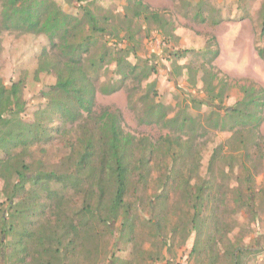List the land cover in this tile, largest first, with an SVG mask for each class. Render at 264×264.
Wrapping results in <instances>:
<instances>
[{"label":"trees","instance_id":"trees-1","mask_svg":"<svg viewBox=\"0 0 264 264\" xmlns=\"http://www.w3.org/2000/svg\"><path fill=\"white\" fill-rule=\"evenodd\" d=\"M0 1L1 20L17 17L15 26L19 28L16 29L47 32L50 47L39 54L36 71L52 73L56 77L55 83L42 92L47 102L36 110L34 121L23 118L26 108L24 77L12 82L11 86L0 80V151L9 154L17 147L28 150L38 144L47 145L57 136L64 139L67 147V154L59 160V167L28 162L21 155L24 159L21 166L4 170L2 193L5 200L0 204V264H100L109 246V239L104 234L115 233L117 218L107 219L100 214L107 197L114 201V208L125 206L120 216L118 240L126 239L133 244L131 259L112 254L111 264H139L141 257L152 259L140 235V227L144 223L133 213L134 201L141 204L146 201L151 209L166 210L148 218V224L155 229V236L166 237L168 232L177 230V226L172 225L173 212L167 209L169 189L172 188L181 192L193 210L190 223L197 237L205 235L211 240L223 231L217 203L223 201L225 194L223 196L214 180L218 176L217 162L223 157L224 145L219 144L210 156L208 173L211 177L193 182L201 165L196 117L186 109L169 116L166 108L154 103L153 98L158 96L155 80L142 88L143 93L138 99L131 96V105L141 102L142 123L168 129L156 140L126 132L120 109L111 106L100 110L95 108L97 86L93 71L114 61L121 82L131 80L140 87L142 82L158 72L157 66L145 63L138 56L135 45L115 51L108 44L100 46V38H114L119 30L115 24H108L106 14L101 19L90 5L84 4L86 0H66L69 4H78L83 9L81 15L66 11L57 0ZM130 9L136 17L153 21L163 30L167 26L174 29L163 13L144 0H131ZM207 10L209 14L205 17L203 13ZM194 15H202V20L212 21L213 26L224 20L220 10L214 6H199ZM261 15L259 35L264 40V4ZM5 27L8 26L1 22L0 34ZM133 37L132 33L127 35L130 41ZM213 38L207 41L211 49L205 47L214 58L219 50L212 48ZM258 51L263 52V48L259 47ZM178 53L181 57L185 55V52ZM131 54L136 62L127 58ZM211 60L205 77L208 101L196 98L190 101L195 109L205 104L212 108L209 127L234 129L238 123L230 117L236 109L224 112L223 103L229 89L238 85L245 91L247 87L225 80L219 71L212 70ZM263 106L264 90H260L245 106L248 117L244 124L248 125V131H256L263 122ZM55 120L59 122L55 123ZM6 163L0 156V169ZM133 195L134 201L131 200ZM75 197L79 199L77 207L73 204ZM241 199L247 204L244 198ZM249 199L250 195L246 201ZM48 209L61 212L62 217L49 216ZM86 210L92 212V230L88 235H78L81 228L79 219ZM197 245L198 240L193 250ZM231 247L230 262L236 264L244 250L241 246Z\"/></svg>","mask_w":264,"mask_h":264},{"label":"rangeland","instance_id":"rangeland-1","mask_svg":"<svg viewBox=\"0 0 264 264\" xmlns=\"http://www.w3.org/2000/svg\"><path fill=\"white\" fill-rule=\"evenodd\" d=\"M57 1L70 13L81 15L83 12L78 4H69L66 0ZM144 1L163 13L165 18L172 22L174 29L167 26L163 30L153 21L136 17L130 9L131 0L84 2L90 5L101 19L106 14L109 17L108 24H115L119 30L118 36L114 38H100V46L108 44V47L115 51L127 45H135L138 56L145 63L156 65L158 68V72L152 74L139 87L131 80L121 82L114 61L105 63L100 69L92 72L97 86L95 108L100 110L102 107L111 106L120 109L126 132L147 135L156 140L165 135L168 129L157 124L142 123L141 102L137 101L134 106L131 105V96L134 100L138 99L143 93L142 88L155 80L158 96L153 98L154 103L166 108L169 116L186 109L197 119L196 141L198 146H201V165L193 182L211 177L208 173L210 156L219 144L224 145L223 157L217 162L218 176L214 183L219 185L225 196L222 202L217 203V213L222 220L223 231L208 240L205 235L197 237L190 223L193 210L186 204L181 192L174 188L169 189L167 209L173 212L172 225L175 224L177 230L168 232L166 237L155 236V229L148 224L150 216L161 211L165 213L166 210L158 207L151 209L146 205V201L142 204L134 201L136 198L133 195L131 200L136 204L133 213L144 223L140 227V235L145 240L144 247L150 250L152 256V259L141 257L139 264H232L231 246H241L244 250L236 264H264V120L259 128L252 132L248 131V125L244 124L248 117L245 106L260 90H264V40L259 35L264 0ZM199 6L218 8L224 20L213 26L212 21H203L202 15L195 17L194 12ZM208 14V10L204 11L203 16ZM1 22L8 27L0 34V80L11 86L12 82L24 77L23 97L26 108L23 118L34 121L36 110L47 102L42 92L48 90L56 81L54 74L36 71L39 54L44 48L50 47L49 38L44 30L34 32L16 29L17 17L8 21L0 18V24ZM129 33L134 35L132 41L127 38ZM210 37L215 40L212 42V48L219 50V54L214 58L206 49L209 47L207 41ZM259 47L263 48V52L258 51ZM178 52H185V55L181 57ZM127 58L136 62L132 54ZM209 59L214 65L212 70L219 71V75L225 80L231 84L239 82L240 86L247 87L245 91L238 85L232 87L223 103L224 112L236 109L235 114L230 117L235 118L233 120L238 123L234 129L220 130L209 127L208 118L212 108L205 104L200 109H195L190 101L193 98L208 101L205 77L209 70ZM262 114L264 116V106ZM58 122L55 120V123ZM53 139L47 145L38 144L28 150L17 147L9 154L0 151V156L7 162L0 169V204L5 200L2 193L3 172L8 168L21 166L24 162L22 156L28 162H42L46 166L59 167V160L67 154V147L61 136ZM21 151L23 153H19ZM249 195L251 199L246 201ZM241 198H244L247 204H244ZM113 202L112 198L107 197L100 211L107 219L117 217L115 233L109 236L104 234L105 238L109 239V246L107 255L100 264H111L112 254L125 259L133 257V244L126 239L118 240L120 216L125 206L114 208ZM78 203L79 199L75 197L74 206L77 207ZM4 207L6 208V203ZM47 212L51 217H62L59 211L48 209ZM91 220L90 210L82 212L78 235H88L91 232ZM197 240L198 245L193 250Z\"/></svg>","mask_w":264,"mask_h":264},{"label":"crops","instance_id":"crops-1","mask_svg":"<svg viewBox=\"0 0 264 264\" xmlns=\"http://www.w3.org/2000/svg\"><path fill=\"white\" fill-rule=\"evenodd\" d=\"M253 41H254V35H253Z\"/></svg>","mask_w":264,"mask_h":264}]
</instances>
